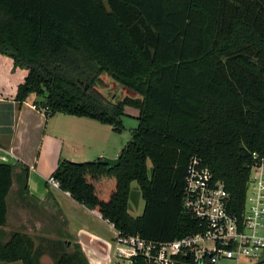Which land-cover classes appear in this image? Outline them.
I'll use <instances>...</instances> for the list:
<instances>
[{"label":"trees","instance_id":"obj_1","mask_svg":"<svg viewBox=\"0 0 264 264\" xmlns=\"http://www.w3.org/2000/svg\"><path fill=\"white\" fill-rule=\"evenodd\" d=\"M0 53L27 70L19 105L34 93L48 116H85L117 132L124 116L138 120L119 165L62 158L52 174L117 231L160 243L203 230L183 200L196 156L242 219L254 153L264 157V0H0ZM103 74L138 97L108 98L98 90ZM14 168L0 162V227ZM22 170L28 192L29 166ZM133 182L144 200L137 216ZM5 237L0 228V261L45 264L28 234ZM63 246L53 264H89L80 244Z\"/></svg>","mask_w":264,"mask_h":264},{"label":"crops","instance_id":"obj_2","mask_svg":"<svg viewBox=\"0 0 264 264\" xmlns=\"http://www.w3.org/2000/svg\"><path fill=\"white\" fill-rule=\"evenodd\" d=\"M26 75V69L15 68L13 59L0 53V162L15 165L13 185L7 197V223L0 227L5 231V240L14 231L32 236L43 220H49L56 229L62 222L65 229L60 237H38L67 242L68 250L80 244L89 264H113L117 233L114 225L47 180L62 158L73 161L102 156L115 158L126 144L122 143V149L116 147L113 139L117 131L110 124L63 112L48 116L33 106L39 98L34 93L19 105L15 96ZM109 146L115 151L109 153ZM23 164L30 169L28 192L20 191ZM143 208L133 215H140ZM129 211L132 213L130 207ZM43 257L50 258L51 264L55 261L50 253H44Z\"/></svg>","mask_w":264,"mask_h":264},{"label":"built area","instance_id":"obj_3","mask_svg":"<svg viewBox=\"0 0 264 264\" xmlns=\"http://www.w3.org/2000/svg\"><path fill=\"white\" fill-rule=\"evenodd\" d=\"M35 108L39 107L33 104ZM247 193L239 220L229 211V193L222 181H214L208 166L199 157L191 158L186 175L184 208L204 225L203 230L168 242L147 240L140 234L117 231L113 264H134L144 257L148 264H258L264 261V157L254 153ZM48 183L60 188L51 175Z\"/></svg>","mask_w":264,"mask_h":264},{"label":"rangeland","instance_id":"obj_4","mask_svg":"<svg viewBox=\"0 0 264 264\" xmlns=\"http://www.w3.org/2000/svg\"><path fill=\"white\" fill-rule=\"evenodd\" d=\"M17 68V67H15ZM103 81L100 83L98 90L102 92L105 96H107L110 99H122L126 95L132 96L131 92L125 87V86H119L120 83L116 82L115 80L111 79L109 76L106 74L102 75ZM126 110L128 112H131V114H137L138 110L132 107H126ZM138 120L129 116H124V124L125 127L122 132H117L115 135V145L116 147H120L122 149V143L124 142V145L131 139L132 136V129L137 126ZM113 146H109V153H112L110 151H115L113 149ZM88 161V160H86ZM144 206V200L141 195L140 187L137 182H133L131 186V193H130V209L133 213H139ZM62 220V219H61ZM43 224L41 225L40 229H34L33 232L31 233L32 236H30L33 240L34 243V249L36 252L39 253L41 249H43L44 253H50L57 255V252L61 248H64L63 246V241L59 240L58 242H52L48 241L42 237L45 235L50 238H57L61 236V230L65 229L62 222H60L61 226L58 227L57 229L53 227L52 223L49 222V220H43ZM57 230H59L57 232ZM55 236V237H52ZM42 262L46 264H51L52 261L50 258L43 257ZM0 264H23L21 261H16V262H2L0 261Z\"/></svg>","mask_w":264,"mask_h":264},{"label":"water","instance_id":"obj_5","mask_svg":"<svg viewBox=\"0 0 264 264\" xmlns=\"http://www.w3.org/2000/svg\"><path fill=\"white\" fill-rule=\"evenodd\" d=\"M119 86H123V85L120 84ZM127 89L131 92V94H132L131 97H138V94L136 92H134L133 90H131L129 88H127ZM101 162H103L105 164H108L110 167H115V166L119 165L120 158H119V156L115 157V158H111V157H108V156H102L101 157Z\"/></svg>","mask_w":264,"mask_h":264}]
</instances>
